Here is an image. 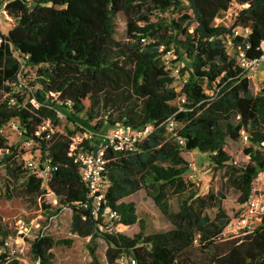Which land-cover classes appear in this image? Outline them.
I'll use <instances>...</instances> for the list:
<instances>
[{"label": "trees", "instance_id": "trees-1", "mask_svg": "<svg viewBox=\"0 0 264 264\" xmlns=\"http://www.w3.org/2000/svg\"><path fill=\"white\" fill-rule=\"evenodd\" d=\"M5 1L4 11L14 24L0 34V129L16 118L22 138L53 168L46 183L22 169L16 159L20 151L0 133V167L19 187L17 198L40 206L48 219L69 209L70 233L89 238L90 264H101L97 240L106 246V264L121 258L135 264H264V217L253 232L224 238L230 219L218 207L222 194L196 195L194 183L185 177L189 163L184 158L193 150L207 154L213 169L224 170L226 182L239 193L240 206L249 198L256 174L264 172V81L253 95L222 42L232 28L249 27L247 57H257L264 41V0H0V6ZM232 5L241 9L230 26H214ZM184 9L191 15L168 23L150 20L155 12ZM117 14L126 20L122 40L115 38ZM171 49L177 56L182 51L189 64L179 71L185 77L179 92L162 59ZM15 54L27 55L25 64L35 69L29 86L36 87L38 107L23 103L24 94H9L20 66ZM11 96L15 102L8 105ZM180 96L182 108L173 104ZM57 111L70 123H75L72 117H85L86 127L96 131L150 126L132 150L105 149L109 186L97 217L84 206L87 189L79 167L67 156L78 129L35 134L46 121L50 129L59 125ZM169 119L176 123L173 134L166 131ZM242 132L248 161H236L229 152L231 144L243 142ZM91 143L84 141L78 149L91 148ZM141 190L170 229L147 233L130 199ZM184 193L178 210L171 211L167 198ZM214 207L218 211L211 219L205 210ZM105 210L115 211L118 219L104 223ZM45 227L29 222L13 228L0 217V243L12 237L15 248L13 255L0 254V264H20L21 245L32 261L53 264L52 246H69L72 240L54 241L43 234Z\"/></svg>", "mask_w": 264, "mask_h": 264}, {"label": "rangeland", "instance_id": "rangeland-1", "mask_svg": "<svg viewBox=\"0 0 264 264\" xmlns=\"http://www.w3.org/2000/svg\"><path fill=\"white\" fill-rule=\"evenodd\" d=\"M241 9V6L232 5L230 8L221 12L219 16L214 20L213 25L217 27H229L231 18ZM184 13L191 15L186 9L179 11L170 10L164 14L155 12L150 16V20L153 22L164 20L168 23L170 20H178V17ZM14 22L9 21L3 15H0V34H6L7 31L13 26ZM115 26V38L122 40L125 37L126 20L122 14H117L114 18ZM194 23L191 24L190 29H193ZM163 63L170 70L171 75L174 76L173 87L176 91H179L182 84V77L180 76V69L188 67V61L180 51V55H176L174 52L162 57ZM256 76L254 80H249V88L254 95L258 93L264 81V63L259 64L255 70ZM35 77V69L32 68L27 71L26 79L33 80ZM180 99L177 98L173 104L177 105ZM59 109V108H58ZM61 110V109H59ZM60 112V111H59ZM75 123H70L66 119H60V123L57 127L53 128V131L59 134H65L67 129L72 130L73 127L82 125L86 127L85 117L79 116L77 118H71ZM95 122V120H94ZM7 139L9 146L16 147L17 151H20L17 159V164L21 165L22 169H27L26 162L31 157L35 160L39 157V151L32 149V144L27 143L22 138L20 129H12L6 126L2 133ZM247 147L246 142L233 143L229 146V152L236 161H243V149ZM21 151L23 152L21 154ZM184 158L189 163V169L185 174L187 179H190L194 183L193 191L196 195L202 196L211 192L214 195L222 194V198L218 201V207L229 217L230 220L235 219L240 213L241 208L238 203L239 193L229 186L226 182V176L224 170H214L213 164L207 154H203L197 150L190 151L184 155ZM17 184L11 182L6 178L4 168L0 167V217L10 227L29 225L31 223H39L40 225H46L44 234L50 236L54 240L66 239L70 236L67 234L69 231L70 223V210L67 208L62 209L60 213L48 219L45 211L38 205L28 204L24 200L17 198L18 193ZM187 193L181 196H169L167 203L170 210L175 212L178 210V206L181 199L186 198ZM130 199L135 203L136 213L140 220H142L147 229V233L155 231H166L171 228L170 224L161 213L160 209L155 205L153 200L141 190L133 194ZM218 207L208 208L205 210V214L209 218L213 219L218 211ZM229 220V221H230ZM23 225V226H22ZM224 238L231 239L227 232L223 234ZM9 242H14L12 237L7 238ZM74 242V240H73ZM69 246L60 245L54 246V264H90V255L86 248V242L81 239L75 238V242ZM105 244L102 241L98 242L96 255L99 261L105 263L104 251ZM18 261L20 264H31L32 260L26 256L25 247L21 245L18 250Z\"/></svg>", "mask_w": 264, "mask_h": 264}, {"label": "built area", "instance_id": "built-area-1", "mask_svg": "<svg viewBox=\"0 0 264 264\" xmlns=\"http://www.w3.org/2000/svg\"><path fill=\"white\" fill-rule=\"evenodd\" d=\"M26 1L31 3L33 0ZM6 4L7 1H5L0 6V15H3L6 19L13 22L4 11ZM250 31L251 29L249 27L232 28L231 32L222 38V42L227 53L235 60L236 65L243 71L247 79L252 81L256 76V68L259 66V64L264 63V41H262L257 48L259 52L258 56L248 58L246 50L249 48V46L246 44V40L250 35ZM143 41L144 39H142V42ZM171 52H174L173 49L167 51L163 56L170 54ZM15 56L20 62V66L16 73V82L10 86L12 91H10L9 94L20 96L24 94L25 97L23 99V103L29 101L32 106L38 107V103L36 102L34 95L36 87H30L29 82L31 79H26L27 71L32 69L30 66L25 64L28 56H18L16 54ZM184 82L185 77H182L181 87ZM51 96H54V94H51ZM178 98L180 99L178 104L180 105V108H182L181 105L185 103V99L183 96ZM14 102V97L11 96V98L7 101V104L11 105L14 104ZM63 105L69 109L71 107V103L67 101H65ZM56 116L59 119H65L64 114L59 111L56 112ZM6 126L16 130L19 128V122L16 118L11 119L0 129V133H3L4 129H6ZM175 128L176 123L173 121V119L167 120V133L173 134ZM46 129H49L51 133L53 132V129H50L49 121H46L43 125L38 127V130L35 132V134L38 135ZM73 129L78 130L71 139L72 143L67 156L71 158L73 163L79 167L80 179L87 189L88 200L84 206L90 210L93 217H97L99 214V209L103 204L104 195L109 186L108 179L105 176V165L107 163L104 158L105 149L107 147H111L115 150H120L123 152L132 150L134 143L149 133L150 126H146L142 130L115 127L108 129L107 131H96L91 128L76 124ZM20 132L22 133L21 129ZM241 134L243 142H246V136L243 132ZM84 141L92 142L91 148L78 149V146ZM27 143L32 144L31 141H27ZM243 158L244 161L249 160V157L246 155H243ZM26 167L31 174L41 178L44 183H46V181L49 179L51 169L53 170V168L49 165V160L42 162L40 161V153L37 160L31 157L29 161L26 162ZM240 208L241 213L235 219L230 220L223 231V234L224 232H227L230 238L241 237L253 232L254 229L259 225L261 218L264 217V172H258L256 174V177L252 182L251 194L249 198L240 206ZM101 216L104 223L118 219V214L111 210H105ZM44 230L45 228L43 229V234ZM2 253L13 255L15 253L13 243L9 242V240H4L2 243H0V254ZM31 264L39 263L38 261H32ZM117 264H135V261L131 258H121Z\"/></svg>", "mask_w": 264, "mask_h": 264}, {"label": "crops", "instance_id": "crops-1", "mask_svg": "<svg viewBox=\"0 0 264 264\" xmlns=\"http://www.w3.org/2000/svg\"><path fill=\"white\" fill-rule=\"evenodd\" d=\"M71 215V214H70ZM70 218H71V216H70ZM70 222H71V219H70ZM67 234L70 236L69 237V239H71L72 240V242H73V240H74V242H75V238H78V239H81V240H83L84 242H86V248H87V244H88V242H89V238H80V237H78V236H76V235H73V234H71L70 233V223H69V231L67 232ZM48 236V235H47ZM50 237V236H49ZM53 239V238H52ZM67 239V238H66ZM54 240V239H53ZM58 240H60V239H58ZM54 241H56V240H54ZM99 241H101V240H97V244H98V242ZM73 242V243H74ZM103 242V241H102ZM72 244V243H71ZM54 246H60V245H53L52 246V248L50 249V252L52 253V255L54 254L53 252H54ZM106 248V247H105ZM54 256V255H53ZM105 258V257H104ZM98 259V258H97ZM99 261V260H98ZM89 262H91V257H90V261ZM101 264H106V263H103V262H101V261H99ZM52 263L54 264V262H53V259H52Z\"/></svg>", "mask_w": 264, "mask_h": 264}]
</instances>
